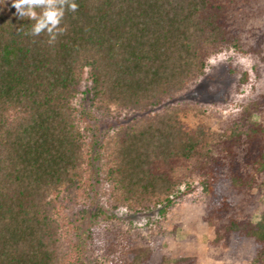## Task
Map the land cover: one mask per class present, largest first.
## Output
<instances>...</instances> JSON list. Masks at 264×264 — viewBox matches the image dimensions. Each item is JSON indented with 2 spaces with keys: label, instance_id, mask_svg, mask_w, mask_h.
Listing matches in <instances>:
<instances>
[{
  "label": "trees",
  "instance_id": "1",
  "mask_svg": "<svg viewBox=\"0 0 264 264\" xmlns=\"http://www.w3.org/2000/svg\"><path fill=\"white\" fill-rule=\"evenodd\" d=\"M75 2L49 43L0 0V264H165L162 220L192 182L208 255L264 264V0ZM229 48L262 67L216 130L176 97ZM92 190L88 223L69 220Z\"/></svg>",
  "mask_w": 264,
  "mask_h": 264
},
{
  "label": "rangeland",
  "instance_id": "2",
  "mask_svg": "<svg viewBox=\"0 0 264 264\" xmlns=\"http://www.w3.org/2000/svg\"><path fill=\"white\" fill-rule=\"evenodd\" d=\"M11 4V0H9ZM232 48L213 54L208 58L204 74L193 80L176 97L178 103L197 106L201 110L199 119L207 121L213 127L218 128L227 125L234 120L240 106L253 97L256 88V70L262 67L256 55L246 51ZM85 77V75H84ZM245 80V81H244ZM79 99H75L76 107ZM195 110L189 109L193 114ZM197 113V112H195ZM258 119V117H255ZM81 123H87L86 118ZM264 177L262 178V183ZM93 190L88 191L84 197L74 203L66 215L69 220H76L73 216L83 213L87 220H83V226L88 223V209L92 206ZM264 192V191H263ZM255 205L252 218L256 220L264 211V194ZM95 204V203H94ZM105 207L104 201H101ZM203 195L196 182H192L191 189L183 191L172 206L167 210L162 220L163 238L161 252L165 264H223L212 259L207 253L208 241L212 236V227L207 226L201 219ZM121 215V213H118ZM136 223H142L141 215H129ZM74 239L75 236H74ZM230 264H247L246 262H233Z\"/></svg>",
  "mask_w": 264,
  "mask_h": 264
},
{
  "label": "clouds",
  "instance_id": "3",
  "mask_svg": "<svg viewBox=\"0 0 264 264\" xmlns=\"http://www.w3.org/2000/svg\"><path fill=\"white\" fill-rule=\"evenodd\" d=\"M11 4L16 10L14 15L19 20L27 18L34 21L29 34L38 36L46 31L49 34V43L56 39L57 34L65 31L59 27L65 11L75 12L78 8L75 0H11Z\"/></svg>",
  "mask_w": 264,
  "mask_h": 264
}]
</instances>
